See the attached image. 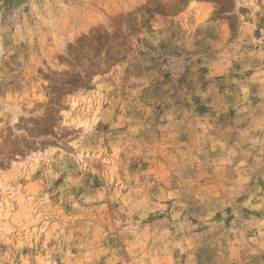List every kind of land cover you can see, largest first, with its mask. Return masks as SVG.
Instances as JSON below:
<instances>
[{
  "label": "rangeland",
  "instance_id": "obj_1",
  "mask_svg": "<svg viewBox=\"0 0 264 264\" xmlns=\"http://www.w3.org/2000/svg\"><path fill=\"white\" fill-rule=\"evenodd\" d=\"M0 264H264V0H0Z\"/></svg>",
  "mask_w": 264,
  "mask_h": 264
}]
</instances>
